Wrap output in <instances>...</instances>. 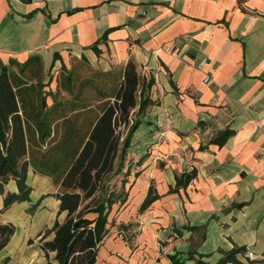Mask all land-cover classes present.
Returning <instances> with one entry per match:
<instances>
[{
    "label": "crops",
    "instance_id": "obj_1",
    "mask_svg": "<svg viewBox=\"0 0 264 264\" xmlns=\"http://www.w3.org/2000/svg\"><path fill=\"white\" fill-rule=\"evenodd\" d=\"M34 53L43 88L78 103L57 135H85L103 99L94 82L107 88L129 58L154 79L112 178H125L127 195L112 205L94 264H211L234 245L264 261V0H0V61ZM66 72L75 90L58 85ZM225 128L224 142L212 141ZM192 167L194 178L168 191ZM26 182L29 199L0 210V223L14 225L0 264H44L41 233L65 216L50 175L29 165ZM150 183L160 196L138 212ZM3 187L0 209L15 179Z\"/></svg>",
    "mask_w": 264,
    "mask_h": 264
},
{
    "label": "trees",
    "instance_id": "obj_2",
    "mask_svg": "<svg viewBox=\"0 0 264 264\" xmlns=\"http://www.w3.org/2000/svg\"><path fill=\"white\" fill-rule=\"evenodd\" d=\"M42 75L41 59L36 53L23 61L14 58L8 63L0 61V193L10 177L17 186V191L4 193L0 210L14 201L29 199L31 186L26 182L29 165L34 171L50 175L58 184V212L65 211V216L61 221L55 219L41 233V248L47 257L44 264H94L98 246L114 222L108 219L112 205L122 203L127 195L125 178H121L119 187L112 178L123 166L140 115L153 102L146 91L154 79L142 78L131 58L119 73H109L107 88L95 83L93 76V88L103 99L93 107L94 119L85 135L74 136L68 130L57 135L56 129L60 123L70 126L75 114L69 111L78 103L59 99L58 89L55 92L44 89ZM76 82L66 72L58 85L72 91ZM47 95L52 97L49 105ZM60 117L62 120H57ZM231 132L225 128L212 141L221 144ZM195 175V167L175 174L174 185H169L168 191L185 187ZM159 196L150 183L138 212ZM13 231L12 223H0V248ZM50 232L53 235L47 238ZM244 250V246L234 245L211 264H264L261 258L241 261L237 253ZM49 251H54L56 262L49 258Z\"/></svg>",
    "mask_w": 264,
    "mask_h": 264
},
{
    "label": "built area",
    "instance_id": "obj_3",
    "mask_svg": "<svg viewBox=\"0 0 264 264\" xmlns=\"http://www.w3.org/2000/svg\"><path fill=\"white\" fill-rule=\"evenodd\" d=\"M258 158L264 160V150L258 153ZM244 254L249 257L250 259L256 258V254L251 250H245Z\"/></svg>",
    "mask_w": 264,
    "mask_h": 264
},
{
    "label": "rangeland",
    "instance_id": "obj_4",
    "mask_svg": "<svg viewBox=\"0 0 264 264\" xmlns=\"http://www.w3.org/2000/svg\"><path fill=\"white\" fill-rule=\"evenodd\" d=\"M81 73H84V71H82ZM95 88H92V92L95 94ZM62 95L64 96V95H69V93H67V92H64V93H62ZM120 128H122V125L120 126ZM123 135V133L121 134V136ZM113 181H114V179H112ZM115 182V181H114ZM117 183L115 182V185H116ZM116 187H119V186H116Z\"/></svg>",
    "mask_w": 264,
    "mask_h": 264
}]
</instances>
